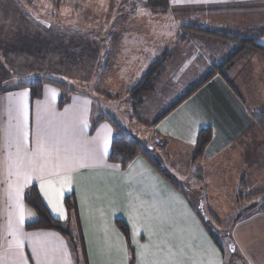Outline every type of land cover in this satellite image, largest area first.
<instances>
[{
    "label": "crops",
    "instance_id": "0c3cea01",
    "mask_svg": "<svg viewBox=\"0 0 264 264\" xmlns=\"http://www.w3.org/2000/svg\"><path fill=\"white\" fill-rule=\"evenodd\" d=\"M169 5V10L161 14L187 20L209 19L216 23L220 19L235 23L239 21L236 14H248L256 18L252 21L248 18L249 25L244 18L240 20L237 31L250 30L251 26L264 27V16H261L264 0H169ZM147 9L149 14H157ZM0 14L2 20L8 15L3 8ZM182 28L192 29L189 25ZM257 42L264 47V35ZM257 52L263 54L262 65L264 52ZM218 74L173 110L181 108L187 98L189 101L200 97L203 87ZM174 77L171 81L178 79V75ZM256 78L264 80V74ZM64 91L69 93L66 100ZM226 92L237 111L233 114L232 107L220 106L228 108L223 110L226 113L222 116L223 125L216 128L203 105L200 106L205 111L207 126L212 129V138L201 157L192 159L198 132L205 127L203 123L193 121L196 124L189 126L191 136L182 135L187 138L173 137L174 143L186 145V153H190L194 163L203 158L214 160L227 153L226 164H235L240 152L249 154L251 147L264 145L263 130L253 125V114L261 110V105L257 102L254 110L245 109L241 96L236 102L234 93L230 89ZM252 92L264 100L262 89ZM107 95L103 94V98ZM211 97H218V91ZM92 98L89 93L70 92L52 83L44 84L40 98H33L29 87L11 86L0 92V264L79 263L81 252L77 254L62 233L52 228H27L28 223L37 220L36 211L25 200L26 190L33 184L38 186L51 214L61 221L68 219L64 197L74 193L88 264H130V246L134 250V264H226L224 252L210 234L199 205L183 187L172 186L142 155L134 157L126 168L108 160L117 130L106 117L116 121L113 116H97ZM61 101L64 103L60 104ZM211 108L215 113L217 106ZM238 117L240 123L235 124ZM140 122L145 124L143 120ZM125 129L131 135H138L128 125ZM164 143V147L168 145ZM144 145L153 151L157 147L151 142ZM57 158L65 162L64 166H56ZM28 161L34 163L28 165ZM249 173L244 171L243 178ZM238 175L234 176L235 189ZM260 179L248 177L247 183L258 190L261 189ZM117 218L128 224L130 244L116 225ZM236 237L235 252L241 264H264V211H252L242 234L236 231Z\"/></svg>",
    "mask_w": 264,
    "mask_h": 264
},
{
    "label": "rangeland",
    "instance_id": "374dc122",
    "mask_svg": "<svg viewBox=\"0 0 264 264\" xmlns=\"http://www.w3.org/2000/svg\"><path fill=\"white\" fill-rule=\"evenodd\" d=\"M0 8L8 14L3 16L0 28V87L16 86L20 79L45 78L64 85L67 91L91 94L97 116H113L125 131V125L136 130L138 135L135 136L144 142V149L154 159L161 160L167 172L181 182L220 241L226 264H235L238 260L237 253L234 255L236 231L242 234L252 211H264V204L261 205L264 194L255 202L249 197L238 201L239 192L246 190L242 188L244 171H250V179L261 177L258 190L264 191V145L251 147L249 154L240 152L235 164H226L227 153L225 157L203 158L194 163L190 153H186V145L174 143L173 137L191 136L189 126L196 124L193 121L208 127L201 105L216 128L223 125L222 116L226 115L223 110L228 108L220 106L232 107L233 114L237 111L226 89L234 93L236 102L241 96L245 109L254 110L258 102L262 110L264 100L258 99V94L252 91L262 89L264 92V83L259 84L264 80L256 78L264 74V63L260 65L263 54L252 50L234 58L223 74L219 73L213 82L203 87L200 97L189 101L187 98L176 111L173 110L176 105L172 107L176 100L171 98L190 90L241 48L242 44L234 41L241 37L236 30L239 21L244 18L248 24V18L252 21L256 17L236 14L239 21L235 23L226 19L217 23L209 19H178L169 14H149L146 0H0ZM185 25L192 29L185 31L182 28ZM165 51L173 52L172 60L157 92L149 96L143 106L134 108L127 87L133 85L154 60L162 58ZM174 71H178V79L171 81L176 76L172 74ZM217 91L218 97H211ZM103 94L108 95L103 98ZM68 95L64 91V100ZM213 105L217 106L216 111L219 107L218 117V111L214 113L211 108ZM238 123L239 117L235 121ZM258 124L254 119L253 125L261 128ZM127 134L131 135L130 131ZM149 142L157 146L154 151L144 145ZM164 142L168 143L165 147ZM237 175L239 183L235 189L234 176ZM248 177L244 178L246 182ZM249 186L257 191L251 188L253 184ZM64 225L71 231L75 228L73 221H64ZM79 256L78 264H85L81 253Z\"/></svg>",
    "mask_w": 264,
    "mask_h": 264
},
{
    "label": "trees",
    "instance_id": "16d2710c",
    "mask_svg": "<svg viewBox=\"0 0 264 264\" xmlns=\"http://www.w3.org/2000/svg\"><path fill=\"white\" fill-rule=\"evenodd\" d=\"M146 6L154 13L161 14L165 13L169 10V0H146ZM1 15V14H0ZM35 19V18H33ZM37 20V19H36ZM39 21V20H37ZM4 22L2 18H0V25ZM188 31V30H186ZM255 31V32H254ZM241 37H236L235 42L242 44L241 48L236 50L229 59H226L223 63L216 66L215 69L208 72L205 78L201 79L196 85H194L190 90L181 94L177 97L175 102H173L172 107L177 105L178 103L182 102L185 97L189 96L192 92H194L197 88H200L209 78L213 77L217 73H222L223 70L232 64L233 59L237 57H241L243 55H247L252 52V50H260L264 52V47L258 44L257 40L260 36L264 35V27L260 28H253L250 30H246V33L238 31ZM253 33H257L256 35H252ZM249 34V35H245ZM251 34V35H250ZM182 37H185V33H182ZM242 35L244 37H242ZM172 51H165L162 58H158L154 60L145 70V72L141 75V77L131 86L127 87V94L129 98L134 102V108L139 106H143L145 101L149 96L157 90L158 86L161 84L162 77L165 74V71L168 67L170 60H172ZM22 78H25L22 76ZM26 79V78H25ZM46 83H52L58 85L64 89V85L54 81L52 79H45V78H32L31 80H23L16 84V87H29L31 90V94L33 98H40L42 96L43 86ZM5 90L3 87H0V92ZM70 92L74 90H68ZM64 102L61 101L60 104ZM171 107V108H172ZM135 113V112H133ZM254 118L259 123L261 128L264 130V110L254 112ZM106 116H102L104 118ZM108 118L111 123L114 125L115 129L117 130V135L112 139L111 142V151L108 157V160L113 163H118L122 168H126L128 164L132 161V159L138 155L144 156L150 164L168 181L171 183L172 186L181 189L182 184L175 180L166 170L165 168L155 161L152 156L144 149L143 142L138 139L135 135L127 134L123 128L112 119ZM212 138V129L211 127L201 128L198 132V137L196 140V147L192 155V159L195 161L199 157L203 155L204 149L208 142H210ZM242 188H245V191L239 192L238 198L240 200H244L245 197H249L250 200H257V197L260 194H264V191L257 190L253 191L249 186V183L245 181L243 178ZM242 197V198H241ZM254 198V199H253ZM25 200L26 202L36 211L37 213V220L27 224L28 229L33 228H52L64 236L68 238L70 242L73 243V247L76 248V251L81 252V256L85 262L88 264L86 249L84 238L82 234L79 213H78V205L77 200L74 193H70L64 197V203L68 210V219L66 222L73 221L75 223L74 230H70L68 227L64 225V221H61L55 218L51 212L49 211L47 205L43 201L38 186L33 184L29 186L25 193ZM241 202V201H240ZM264 202L261 203V205ZM115 223L118 228L123 232L128 244H130V229L128 224L121 218L115 219ZM210 234L214 237L216 243L221 247L220 241L216 237L215 233L210 230ZM131 252V260L130 264L135 263L134 257V250L130 246ZM223 252V250H222ZM236 255V252H234ZM235 260V259H234ZM235 264H241V260L234 261Z\"/></svg>",
    "mask_w": 264,
    "mask_h": 264
},
{
    "label": "snow or ice",
    "instance_id": "6c2138e0",
    "mask_svg": "<svg viewBox=\"0 0 264 264\" xmlns=\"http://www.w3.org/2000/svg\"><path fill=\"white\" fill-rule=\"evenodd\" d=\"M34 163V161H28L27 164L28 165H32ZM64 161L60 160L59 158H57V165L56 166H64ZM29 177L27 176V173H25V179L27 180Z\"/></svg>",
    "mask_w": 264,
    "mask_h": 264
}]
</instances>
